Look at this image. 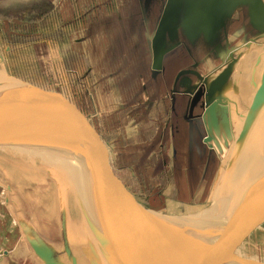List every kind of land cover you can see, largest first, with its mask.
<instances>
[{
  "label": "rangeland",
  "instance_id": "obj_1",
  "mask_svg": "<svg viewBox=\"0 0 264 264\" xmlns=\"http://www.w3.org/2000/svg\"><path fill=\"white\" fill-rule=\"evenodd\" d=\"M136 4L137 0H0V72L2 71L0 74H7L45 91L58 94L74 107L79 123V126L76 127L78 135L94 144V148L100 154L107 156L108 166L116 178L121 181L125 193L132 199L127 201L139 217L138 219L144 218V209L148 210L145 211L146 213L154 214L155 228L159 233L157 236L155 232L151 233L167 244L164 247H171L175 245L167 242L169 241L167 238L173 236L171 231H181L185 236H188L191 223L187 227L184 224L174 223L172 226L168 218H172L174 221H184L187 218L183 217H200L206 214L210 208L216 190L235 153L234 151L233 155L230 154L231 158L227 157L226 152L231 146L223 148L225 141L228 144L230 142V145L234 143V140L228 138L230 135L232 138L235 137L230 128L229 133L225 131L224 123L230 124L236 117H233L231 111L230 116L228 115L226 119L224 118L226 113L223 118L219 113L217 126L223 125L224 128H218L215 132L210 115L206 113L205 109L199 108L197 112L204 110V118L197 119L195 124H203L207 135L202 128L200 136L198 135L199 138L195 139L190 159H196L195 153L200 151L201 142L199 139L207 143V146L213 151V157L210 159L206 153L199 162L192 164L187 162L186 146L188 141L184 135L185 139L180 148L182 152L179 153L177 167L173 168L172 165H169L168 169H164L163 176L161 175L157 179L153 176L155 175L154 166L148 170L143 162L139 163L140 159L137 158L140 156L139 153L128 151L138 137L130 136L135 133L133 127L127 124L129 120L126 119L125 114L122 119L121 116H115L125 108V106H119L122 103L119 100L121 94L119 89L122 91L123 87L118 89V86H122V84L117 83L115 79L110 83L107 78L112 77V74L124 65L122 48H119L118 42L121 39L118 32L127 23L123 20L132 15L131 22L135 26L134 30L138 31L140 28L141 15L139 9L134 7ZM160 10L161 12L164 10V3ZM146 12H148L147 9ZM233 18V22L226 29L225 45L215 49L220 51L216 52L223 58V63H227L223 65L225 67L232 62L230 44L239 47L235 53L245 49L246 46L240 39H237L241 27H237V31H234L236 23L241 21L240 11L236 12ZM120 22L122 23L119 24ZM155 27L149 26V30L154 31ZM233 38L237 40H233ZM123 39L125 41L123 48H125L127 47L125 43L128 40ZM254 43L256 47L264 50V34H256ZM130 46L133 44L131 43ZM208 47L210 46L203 47L206 49V52L202 53V59L205 58L203 59L204 63H201L203 71H209L218 66V59H214L217 62L212 61ZM235 53L234 58L238 60L240 55L237 57ZM132 57L138 56L134 54ZM252 62L250 60L243 65L245 76L249 72L250 77L253 76L255 67ZM220 69L222 66L216 69V73ZM88 72H91L90 76H87ZM257 75L258 73L255 76L256 80ZM101 81L105 83L104 96H102L101 90L103 89L99 84ZM231 83L232 79L224 95L228 100L229 110L234 109L235 101L239 103L241 95L239 88L234 93V86L232 90H227ZM87 94H89L92 105L86 103L85 96ZM209 124L212 125V128ZM220 130L223 134H220ZM195 132L198 134L197 128ZM211 133L216 141L212 139L213 141L209 143L206 139L212 138ZM118 140H120L121 149L117 146ZM237 144L238 141L233 144L235 150ZM29 146L39 162L36 166H39L41 172L44 173L41 177L48 188V193L43 191V195L47 193L48 197L52 199L51 203L56 208L54 214L57 215L54 226L55 230L57 229L60 233L61 213L60 201L58 202V183L56 177H52L53 173L50 168L51 164L54 165L55 160L49 158L51 159L49 161L43 155V152H48L50 156H53V152L32 143H29ZM208 153L211 152L208 150ZM170 154L171 152L169 156L172 164ZM13 155L17 154H11V157L7 153L0 152V264H44L35 255L29 243V239H32L33 236L42 239L47 245L51 244L56 247L61 254V260L66 264H72V257L64 254L66 251L63 238L56 234L53 235L54 233L48 235L40 230V225H49V222L44 218L49 214L46 211V202L42 198L38 201L27 199L26 194L29 195L34 189L23 184V175L12 174L13 172L11 173L8 168V176H6L3 168L7 167L6 163L15 161ZM86 171L85 164H81L80 173L85 179L87 178ZM59 182L62 183L61 180ZM23 194L25 195L23 196ZM76 209L82 219L78 206ZM205 210L207 211L205 212ZM151 227L154 226L151 225ZM183 227L187 229V232ZM184 235L177 239L187 240L188 238ZM68 243L72 250V256L79 263L75 246L71 241ZM225 249L228 256L234 261H225L224 264H264V213L250 227L230 238ZM4 260H6L5 263L2 262Z\"/></svg>",
  "mask_w": 264,
  "mask_h": 264
},
{
  "label": "water",
  "instance_id": "obj_2",
  "mask_svg": "<svg viewBox=\"0 0 264 264\" xmlns=\"http://www.w3.org/2000/svg\"><path fill=\"white\" fill-rule=\"evenodd\" d=\"M147 1L148 12L154 2L164 3V10L158 20L151 42L154 69L162 68L165 56L177 44L175 35H171L177 28L181 29L188 40L195 43L204 36H206L204 38L206 41L211 31L217 30L215 32L217 34L214 33L215 39L218 36L225 45L226 29L233 22L234 14L241 12V7L247 6L251 10L250 23L255 28L248 29L247 32L257 35L264 34V0H221L220 7L216 10H212L216 0ZM199 2H201L200 5ZM200 9L202 15H199ZM200 19H203L202 28L199 25ZM193 23L198 26L195 30H191ZM168 40L173 42L170 47L167 43ZM200 43L203 42L200 41ZM232 53L231 64L222 68L216 77L208 76L204 80L205 89L208 92L206 95L208 110L219 104L218 102H223L214 99V96L222 91L230 79L232 65L235 62L233 60L234 53ZM262 63V58L259 57L255 67L257 68ZM260 66H264V63ZM255 72H253L252 85L256 92L250 112L246 115L240 141L206 213L207 217L200 226V233H197V237L200 236V238H194L195 235L193 237L196 247L191 250L187 249L192 253L183 258L173 249L170 248L171 250H169L166 246L164 247L167 244L153 235L138 219L139 217L127 201L131 198L125 193L121 181L116 178L108 166L107 156L100 154L94 148V144L78 135L76 127L79 126V123L74 107L60 95L45 91L7 74H0V139L16 141L38 139L41 138L39 134H36L38 125H41L38 127H41L42 132H47V134H50L48 131L53 128L56 130L53 134V141L63 148L66 158L80 159L84 162L87 169L88 208L85 207L79 197L76 199V205L89 234L109 264H224L225 261H234L228 256L225 249L229 239L235 235L239 227L237 223L236 225L232 223L237 219H242L250 208V200L255 197L256 191L264 189L263 153L260 154L263 162L258 176L250 179L249 173L247 177L241 178L240 184L243 180L245 181L242 187H239L240 184L238 186L232 185L237 175H243L242 168H240L243 160L249 156L248 159L254 161L255 154L258 155L260 152L259 148V152H253L250 149L257 125L264 123V67L262 72L259 70L257 80L255 79ZM215 126L217 127V123L214 124L213 128ZM210 127L212 128V125ZM28 136H31V139ZM228 138L232 139L231 135ZM224 144L226 147L228 146L227 141ZM231 188L236 193L232 194ZM229 197H232L233 202L231 201L229 208L224 210L223 207ZM183 228L187 232V229ZM173 236L167 238L169 240L167 242L182 248V244L186 240L183 241L184 239H177V236H175L176 238ZM185 237L189 238L188 236ZM190 242L192 241L190 240ZM29 243L35 255L44 264H61L53 258L51 248L42 239L38 237H36V241L29 239ZM123 243V250L127 252L126 255L120 252V246ZM67 254L72 257V264L78 263L70 251H67ZM209 254H212V257L206 263L210 257Z\"/></svg>",
  "mask_w": 264,
  "mask_h": 264
},
{
  "label": "bare ground",
  "instance_id": "obj_3",
  "mask_svg": "<svg viewBox=\"0 0 264 264\" xmlns=\"http://www.w3.org/2000/svg\"><path fill=\"white\" fill-rule=\"evenodd\" d=\"M200 4H201V2H199V5ZM220 4H221V0H216V3L214 4L212 10L218 9L220 7ZM158 6L160 7V5L158 4L157 6H155L154 9L159 10ZM134 7L136 9H139L138 4H136ZM152 7H153V5L150 8H152ZM146 9L148 10L147 0L145 3V11H146ZM240 9H241V12H240L241 21L236 23L235 29L237 27H241L239 30V35H237V39H240L242 44L246 45V46H245V49H242L243 51L241 50L240 52L235 53L237 48H239V47H235L232 44H230L231 52L237 54V57L240 55V58L238 60L236 58L233 59V60H235V62H234V65H232L233 71L231 70L232 73H230V79H229L228 83L224 86V88L222 89L221 92L216 93L214 96V99L221 100L224 103L217 101L219 104H216L214 107H212L211 109L208 110L207 101H206V95L208 92H206V89H205V81H202L203 84L201 83L202 85H201L200 89L196 92L199 94L200 98H198V103L190 111L191 116L192 115L194 116V114L197 113V110L199 108L205 109L207 114L210 115V118L212 120L213 125L216 123L218 124L219 113H220L222 118H223V115L225 116V113H227L226 117H224L226 119V118H228V115L230 116V111H231L232 112L231 114L233 115V117H236L233 120V122H230V124H229V128L231 129V133L235 135V137L232 138V141L234 140V143L237 141L239 143V141H240L241 132L243 130L244 123L246 121V115H248V113L250 112L251 106H252L253 101H254L255 92H256V90L254 89V87L251 83L253 76L250 77V72L248 75L246 74V76H245L243 74V68L242 67H243V65H245L250 60L253 61L252 63L254 64V67H255L256 66V60L258 57L262 58V62L264 63V50L262 48L256 47L255 43H254L256 33H252V34L247 33L248 29L252 30L254 27L250 23L251 22L250 21V15H251L250 7L245 6V7H241ZM199 15H202L201 9L199 10ZM202 23H203V19H200L199 25L201 28H202ZM192 27L193 28L191 30H195V29H197L196 27H198V26H197V24L193 23ZM216 31L217 30H212L210 33V36L209 35L207 36L208 39L206 41L204 40V38L206 36H204V37L198 39L197 42L195 43L193 41L188 40L186 38V36L183 34V32L181 31V29L177 28V29H175V31L171 35H175L174 36V37H176L175 42H177V41L178 42L175 45L174 49L171 50L170 53L174 52L176 49L179 48L182 51L177 52L176 54H174V56L183 55L184 54L183 51L185 49V46L180 47V45H181L180 42H184L187 44V46L189 48L197 50V52H198V53H196L197 59L200 56V60H201V53L204 51L206 52V49L203 48L205 46V42L212 49H216V47H218V46L219 47L224 46V44L222 43L221 39L218 36L215 39L214 36L217 34V33H215ZM214 33H215V35H214ZM244 36H245V38H244ZM167 38L169 39L168 36H167ZM199 40L202 41L203 43H200ZM251 40H253V41H251ZM244 42H245V44H244ZM167 43L169 44V47H170V46H172L171 43H173V42H170V40H168ZM215 51H218V50H215ZM218 52H220V51H218ZM170 53H168V55ZM218 60H220L223 63V58L219 57ZM176 61H184V59L178 58ZM197 61H199V60H197ZM196 64H200V63L197 62ZM196 64H195V68H197ZM225 64H227V63L224 62L221 65L222 68L225 67V66H223ZM262 64H260V65H262ZM164 65L165 64H164V60H163L162 69L164 68ZM260 65L257 68L255 67V69H254V71H256L255 73H258L259 70L262 72V68L264 66H260ZM165 68H166V66H165ZM161 71L162 70H160V72ZM160 72L158 74H160ZM240 72H242V74H239ZM246 73H247V70H246ZM241 76H242V78L240 79ZM188 79L193 80V78H191V77H188ZM231 79H232L231 86H229V88L227 90L228 91H229V89L232 90V88L234 86V93L236 91H238V88H239L241 91V95L239 97V99H240L239 103L235 101L234 102V109L229 110L228 102H227L228 100L226 99V97L224 95L226 92V88H227ZM188 85H189L188 83L187 84H180V85L178 84L176 87V90H175L176 94H179L180 92L183 93L184 92L183 89L186 88ZM192 89L196 90V87H194L193 83L191 82L188 91H186V93H187L186 97L189 96L188 100H190V98H193L195 96V94L192 95ZM241 109H242V111H241ZM38 126H41V125H38ZM38 126L36 129V132H37L36 134H39V137H41V138L33 139V140H17V141L12 140V139H0V152L7 153V154H9V156H11V154H17V155H13V156H15V158H14L15 161L12 160L9 163L5 162L6 164H8L7 167L5 166L3 168L6 176H8V173H7L8 168L11 171V173L13 172L12 174L23 175L24 176L23 184L25 186H29V187L34 189V190H32L33 192H31L29 195L26 194L27 199L28 200L35 199L38 201L42 198V200L44 202H46L45 207H46V211H48L49 214L45 215L44 218H45V220H47V222H49V225H46V224H44L42 226L40 225V230L47 233L48 235H50L51 233H54L53 235L56 234V235L61 236V238H63V241H64V249L66 251L64 253L65 255L67 254V251H70L72 253V250H71L70 245L68 243V241H71V243L75 246L74 247L75 252L77 250V255L79 257V263H77V264H109L104 259L99 248H97L98 246H96L94 239L89 234L88 229L85 226V222L83 221V219H81V216H80L78 210L76 209V206H77L76 205V199H78V197L80 198V200L83 201V204L85 205V207L88 208L87 195H86V179L80 173V165L83 164L84 162L80 159L79 160L78 159L71 160L70 158H66L63 148L58 143L56 144V142L53 141V134H55L56 130H54L52 128V130L48 131L50 134H47V132L46 133L42 132L43 131L42 128L38 127ZM221 126L222 125L217 126L213 129L216 131V129L221 128ZM233 127H234V129H233ZM195 130H196V127H194V124H193L192 134L194 137L192 136L193 144L190 143V147L191 146L192 147L190 148L189 155L192 154V148L194 146L195 139L199 138V136H198L197 132H195ZM32 137L36 138L38 136H32ZM28 138L31 139V136H28ZM212 139L214 141H216L214 136H213V138H209V139L207 138L206 140H207V142H210V141H213ZM29 143H32L34 145L43 146L45 148H48L49 152L50 151L53 152V156H50L49 155L50 153L42 151L44 157L47 158L49 161L51 160L49 158H53L56 161V162L54 161V163H53L54 165L51 164L50 168H51L52 173H53L52 177L55 176L57 183H58V185H57L58 186V195H59L58 202L60 201L59 207H60V213H61V230H60V233H58L57 229L55 230L54 225H55L56 220H57V215L55 216L54 213H56V211H55L56 208L51 203L52 199L48 197V194H47L48 188H46V185L43 181V178L41 177L42 174H44V173L41 172V169L39 168V166L38 167L36 166L39 162L37 161L36 157L34 156L32 150L29 146ZM228 146H229V144H228ZM218 148H219V150H221V147H219V145H218ZM258 148L260 149V152L258 151ZM250 151H253V152L258 151L259 154L258 155L255 154L254 161H250V159H248L249 156H247L245 158V160H243L244 162L240 168H242L244 176L243 175H237L235 180L233 181V184H232L234 186H238V184H240V182L242 180L241 178L247 177L249 173L251 176L250 179L258 176V174L260 173V170L262 168L261 165L263 162L262 158L260 157L261 156L260 154H262V153L264 154V123H262L261 125H257V129H256L255 134L253 136L252 148L250 149ZM16 156H18V157H16ZM257 156H258V158H257ZM26 159L29 161H27ZM60 180L62 182L61 184L59 182ZM226 183L228 184V182H226ZM244 183H245V181L243 180V182L239 185V187H242L244 185ZM231 190H232V188L230 189V191ZM43 191H45L47 193L45 195H43ZM234 193H236V191L234 192L232 190V194H234ZM24 195L25 194H23V196ZM231 201H232V197H229L226 200L225 205L223 207L224 210L227 207L229 208V204L233 202V201L232 202ZM250 203H251V206H250V208H248L246 214L242 217V219H237L238 222L235 220L232 223L235 225L237 223V225H239L237 232L232 237L240 234L245 229L250 227L264 213V189H261V190L258 189L256 191L255 197L251 198ZM206 211L207 210H205V212ZM145 214H146V212L144 211L143 212L144 218H145ZM197 214H199V213H197ZM206 217H207L206 214L201 215L200 217H193V216L187 217V216H185L183 218H187V219L186 220L184 219V221L183 220L174 221V219L168 218L169 222L171 224L172 223L182 224V225L184 224V225H186L185 227H187L191 223V226L189 227V231H190V233L188 234L189 238L186 240L185 243L182 244L183 247L181 245L182 248L175 246V245L171 246V247H166V248H168L169 250L173 249L182 258L186 257L187 255H190L192 252L187 250V249L191 250L194 247H196V246H194L195 242H194L193 237L195 235L194 238H200V236L197 237V233H200L199 232L200 226L203 224V221H205ZM144 218L141 219L140 221L144 224H147V222L144 220ZM58 220L60 221L59 218H58ZM23 223H25V222H23ZM147 226H148V224L145 227H147ZM21 229H23V228H21ZM147 229H148V227H147ZM30 235H31V233H30ZM190 236H191V238H190ZM31 240L36 241V237L33 236V238ZM190 240L192 242H190ZM49 247L51 248V253L53 255V258L56 259L57 261H59L61 264H66L64 261L61 260L62 259L61 254L58 252L56 247L52 246L51 244H49ZM123 247H124V243H123V245L120 246V252H122L123 255H126L127 252H125L123 250ZM78 250H79V254H78ZM212 254L208 255L210 257L206 260V263H208L210 261Z\"/></svg>",
  "mask_w": 264,
  "mask_h": 264
},
{
  "label": "flooded vegetation",
  "instance_id": "obj_4",
  "mask_svg": "<svg viewBox=\"0 0 264 264\" xmlns=\"http://www.w3.org/2000/svg\"><path fill=\"white\" fill-rule=\"evenodd\" d=\"M145 3L146 0H137L141 15V21L139 22L141 25L138 31L134 30L135 26L131 22L132 15L123 20L124 22L127 21V23L122 27V32H118V36H121L118 42L119 48H122L121 54L124 65L114 73L115 75L112 74V77L107 79H109V82L115 79L117 83L122 84V86H118V89L119 87H123L122 91L119 89V93L121 92L119 100L122 101L119 106H125V108L115 116H121L122 119L125 114L126 119L128 118L129 120L127 124H130L133 127V132L139 135L137 136L138 139L145 142L147 148H145L144 151L142 150L140 156L137 158L140 159L139 163L143 162L145 167H148V170L151 169L152 166L155 167V175L153 176L157 179L161 175L163 176L165 172L164 169H168L169 165H172L173 168L177 167L179 153L182 152L180 148L183 146L185 139L184 135H186L188 141V145L186 146L187 162L190 164L199 162L206 153L209 155L210 159L213 157V151L207 146V143L199 139L202 147L199 146L200 151L195 153L196 159H190L189 153L192 147H190V143L193 144L192 127L194 124V127L198 130L199 136L202 128L204 131L203 124H195L197 119L203 117L204 110L195 113L194 116H191L190 111L198 103V98H200L199 94L196 92L203 84L202 80L204 81L208 76L216 77L219 75L222 69L217 73L216 69L222 65V62L220 60H218V62L214 60L215 58L218 59L220 55L215 49L208 47V52L209 55L212 56V61L217 62L218 66L209 71H203L201 70V65L204 63L203 59H205H202L203 52L201 53V60L200 56L197 59V50L189 48L184 42H180V47L185 46L183 51L184 54L181 56H174L177 52L182 51L178 48L168 56H165V69H154V55L151 42L156 27L154 31H150L149 26H157L162 13L160 9H162L163 4L162 2L156 1L152 4L153 7L149 8V12H146ZM158 4L160 7L158 6L159 10L156 11L154 8ZM121 23L122 22L119 24ZM123 38L128 40V42L125 43L127 45L125 48H123L125 42ZM131 43L133 46H130ZM134 54H137L138 57H132ZM209 55L207 53V56ZM178 58H182L184 61H176ZM197 62L200 64H196ZM195 64L197 68H195ZM160 70L162 71L160 72ZM159 72L160 74H158ZM90 73L91 72H88L87 76H90ZM188 77L196 80L193 84L196 90L192 89V95L195 94V96L190 98V100L186 99L184 95L176 94L175 92L178 84L187 83L189 85L184 88L183 91H188L193 81L192 79L189 80ZM99 84H101V88L103 89L101 90L102 96H104L106 90H104L103 87H105V83L101 81ZM151 99L155 100L153 104H151ZM85 100L87 104H93L90 103L89 94L85 96ZM204 133L207 135L205 131ZM208 150L211 152L210 154ZM170 152L172 164L170 163ZM192 171L195 174L194 170Z\"/></svg>",
  "mask_w": 264,
  "mask_h": 264
},
{
  "label": "crops",
  "instance_id": "obj_5",
  "mask_svg": "<svg viewBox=\"0 0 264 264\" xmlns=\"http://www.w3.org/2000/svg\"><path fill=\"white\" fill-rule=\"evenodd\" d=\"M148 2V1H147ZM234 31H237L236 29H234ZM233 40H237V39H234L233 38ZM196 82V80H194V78H193V81H192V83L194 84ZM179 94H181V95H184L185 96V98L186 99H188V97H186V92H180ZM154 101L155 100H152L151 99V104H153L154 103ZM226 115H227V113H226ZM224 125H225V131L228 133V129H229V124L226 122V123H224ZM221 128L223 129L224 128V126L222 125L221 126ZM216 132V131H215ZM220 134H223L222 133V131L220 130ZM130 136H133V137H135V136H139L138 134H132V135H130ZM227 136V135H226ZM218 137V136H217ZM123 138V137H122ZM225 138V137H224ZM137 140H135V142H133L132 144H131V146L129 147V152L130 153H132V152H134V153H141L142 152V150L144 151V147L146 146V144H145V142H143V141H140L138 138H136ZM121 140V139H120ZM120 140H118L117 141V146L119 147V149H121V144H120ZM231 141V140H230ZM232 142V141H231ZM229 146H231L230 147V149L226 152L227 153V157H230L231 155L230 154H232L233 155V153H234V151H235V149H234V145L232 144V145H230V143H229ZM223 148H225V144L223 145ZM123 150H125V149H123ZM128 151H126V152H128ZM231 158V157H230ZM155 215L154 214H150L149 212L148 213H146L145 214V218H144V220L147 222V224H150V226H147L148 227V230L150 231V232H155V234L157 235L159 232L158 231H156V228H155ZM188 217V216H187ZM147 224H144L145 226L147 225ZM151 225H153L154 227H151ZM172 225V224H171ZM172 226H174V225H172ZM162 233V232H161ZM171 233H172V235L174 234V232L173 231H171ZM182 235H184V232H182L181 233V231H176V235H174V236H177V238H180V236L182 237ZM173 236V237H174ZM176 238V237H175ZM1 251H3V250H1ZM3 263H5L6 262V260H4V261H2Z\"/></svg>",
  "mask_w": 264,
  "mask_h": 264
}]
</instances>
